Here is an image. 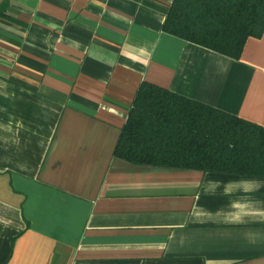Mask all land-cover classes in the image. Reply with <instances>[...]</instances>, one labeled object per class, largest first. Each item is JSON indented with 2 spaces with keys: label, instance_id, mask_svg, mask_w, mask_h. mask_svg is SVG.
Segmentation results:
<instances>
[{
  "label": "crops",
  "instance_id": "obj_1",
  "mask_svg": "<svg viewBox=\"0 0 264 264\" xmlns=\"http://www.w3.org/2000/svg\"><path fill=\"white\" fill-rule=\"evenodd\" d=\"M6 1L0 264H264V220L223 216L264 177L114 156L143 82L264 127V32L231 59L161 31L173 0Z\"/></svg>",
  "mask_w": 264,
  "mask_h": 264
},
{
  "label": "trees",
  "instance_id": "obj_2",
  "mask_svg": "<svg viewBox=\"0 0 264 264\" xmlns=\"http://www.w3.org/2000/svg\"><path fill=\"white\" fill-rule=\"evenodd\" d=\"M7 1L0 5V19ZM164 33L231 59L264 32V0H173ZM114 156L132 164L264 177V127L143 82Z\"/></svg>",
  "mask_w": 264,
  "mask_h": 264
},
{
  "label": "clouds",
  "instance_id": "obj_3",
  "mask_svg": "<svg viewBox=\"0 0 264 264\" xmlns=\"http://www.w3.org/2000/svg\"><path fill=\"white\" fill-rule=\"evenodd\" d=\"M0 87H7L6 84L0 85ZM17 129L23 128V122L18 121L16 125ZM18 137V132H17ZM14 143H19L16 139ZM214 188L222 186L221 181H209ZM228 184L233 185L235 188L242 190L244 193H251L258 191L261 185L258 181H230ZM244 186L241 188V186ZM230 211L223 214L225 222L234 224H243L246 222V218L253 217L264 220V208L260 206V202L254 199H244L240 201H233L230 205ZM208 215H211L209 213Z\"/></svg>",
  "mask_w": 264,
  "mask_h": 264
}]
</instances>
